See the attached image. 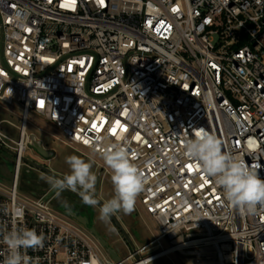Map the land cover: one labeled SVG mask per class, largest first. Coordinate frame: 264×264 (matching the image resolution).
I'll return each mask as SVG.
<instances>
[{
  "label": "built area",
  "instance_id": "obj_1",
  "mask_svg": "<svg viewBox=\"0 0 264 264\" xmlns=\"http://www.w3.org/2000/svg\"><path fill=\"white\" fill-rule=\"evenodd\" d=\"M0 101L22 109L20 125L6 121L17 137L0 123L17 154L12 184L0 181V233L42 232V249L22 250L32 264H148L186 250L207 255L197 264H264V206H232L184 154L203 127L264 179V0H0ZM30 114L100 157L127 150L161 231L138 247L142 261L104 256L85 225L52 208L51 189L20 197ZM164 239L197 244L159 256ZM7 255L0 235V264Z\"/></svg>",
  "mask_w": 264,
  "mask_h": 264
},
{
  "label": "clouds",
  "instance_id": "obj_2",
  "mask_svg": "<svg viewBox=\"0 0 264 264\" xmlns=\"http://www.w3.org/2000/svg\"><path fill=\"white\" fill-rule=\"evenodd\" d=\"M158 63V61H157ZM12 94V89H8ZM100 140V137H97ZM105 165L112 170L111 182L114 196L107 200L99 209L100 219L108 220L119 211L131 213L135 208L136 198L143 191L145 180L137 166L132 163L129 153L124 147L111 145L101 150ZM185 156L197 162L203 173L213 178L222 189L224 199L241 211H256V206H264V179L258 175L259 164L249 165L246 161L222 151L221 141L215 134L203 127L195 132L194 138L188 139L184 145ZM70 173L62 179L49 178L51 190L59 196L65 189L78 191L82 202L95 207L98 203L94 194L97 177L92 172V162H86L77 155L65 158ZM8 248V255L3 264H32V257L23 254L22 250L42 249L45 244L44 234L32 228H13L0 233ZM38 260V258H36ZM81 264H88L82 261ZM92 264H98L93 261Z\"/></svg>",
  "mask_w": 264,
  "mask_h": 264
},
{
  "label": "rangeland",
  "instance_id": "obj_3",
  "mask_svg": "<svg viewBox=\"0 0 264 264\" xmlns=\"http://www.w3.org/2000/svg\"><path fill=\"white\" fill-rule=\"evenodd\" d=\"M21 117L22 109L20 105H9L0 101V120L6 118V121L20 125ZM6 121L1 124L2 129L11 136L17 137L18 130ZM41 128L43 130H40ZM27 132L35 135L36 139L42 144L44 149L50 152V157H45L40 154L35 147L30 146L27 150V156L29 158L47 165L63 177L70 173V168L66 163L65 158L71 155H77L83 158L86 162H92V172L96 175L97 179L101 168L104 167L105 170L101 174L99 184V194L105 201L114 196V187L111 182L112 170L105 165L103 159L99 155L87 148L69 144L56 128H54L43 117L36 114H30ZM14 165L15 157L0 149V181L7 186L12 184ZM49 178L53 177L23 163L20 169L18 183L20 197L38 198L39 195L48 192V190L51 189L47 182ZM74 198L81 199V196L77 192L65 189L59 194V196L55 197L52 208L59 214L69 218L72 222L77 223L79 221L72 216L71 206H81L74 202ZM99 209L100 206L96 205L94 207L95 211L91 215L92 222L88 225V228L91 229L93 226L101 235L105 236L109 234L112 237V242H115V244L121 247L120 257L124 259L129 254V250L126 247L125 242L122 240L119 230L114 227L110 219L106 221L100 219ZM116 214L124 226H126L130 236L138 247L151 242L161 232L159 223L146 212L141 204L140 195L137 196L135 208L131 213L125 214L123 211H119ZM162 243L165 248H168L171 245L166 239L162 240ZM152 252H154L153 248L148 250L146 254ZM189 252H191V250H186L184 253L174 252L168 256L155 259L148 264H197L198 260L207 261V255L198 258L195 254H188ZM207 253L211 254L210 251Z\"/></svg>",
  "mask_w": 264,
  "mask_h": 264
},
{
  "label": "water",
  "instance_id": "obj_4",
  "mask_svg": "<svg viewBox=\"0 0 264 264\" xmlns=\"http://www.w3.org/2000/svg\"><path fill=\"white\" fill-rule=\"evenodd\" d=\"M31 146L35 147L37 149V151L42 154L45 157H50V152L46 151V149H44V147L42 146V144L36 139L35 135H32V142H31ZM0 149L6 151L7 153L11 154L12 156L16 157L17 154L12 151L11 149H9L8 147H6L5 145H3L0 142ZM23 162L28 164L30 167L38 169L48 175H50L53 178H58V179H62L63 176L59 173H57L56 171H54L53 169H51L50 167H48L45 164L39 163L27 156L22 158ZM105 168L102 167L97 179V187H96V191L94 194L95 199H97L98 201V205L101 207L103 205V203H105L106 201L104 199L101 198L100 194H99V184H100V179H101V174L104 172ZM78 193V191H76ZM110 219L113 221L114 225L116 226V228L119 230V232L122 235V240L125 242L126 247L128 248L130 254L128 255V257L130 255H132V258L135 262H140L143 260V256L139 253V248L138 246L135 244V242L133 241L132 237L130 236L128 230L126 229V227L124 226V224L122 223V221L120 220V218L118 217L117 214H114L110 217ZM80 223H82L83 225L87 226L88 223L87 222H82V220H80ZM90 231L93 233L94 237L100 241V244L102 245V247H104L108 253V255L115 261L119 262L122 260L127 259L128 257H125L124 259H122L120 257V255H118V252H121V247H118L117 249H114L113 247H109L108 248V243H106V241H104V239L97 233V231L94 228H91Z\"/></svg>",
  "mask_w": 264,
  "mask_h": 264
},
{
  "label": "flooded vegetation",
  "instance_id": "obj_5",
  "mask_svg": "<svg viewBox=\"0 0 264 264\" xmlns=\"http://www.w3.org/2000/svg\"><path fill=\"white\" fill-rule=\"evenodd\" d=\"M74 202H76V203H78L81 207H78V206H71V210H72V216H74L78 221H79V223H80V220H82V222H87L88 223V225L92 222V217H91V215H92V213L95 211L94 210V207H92V206H88V205H86V204H84L83 202H82V200L81 199H77V198H74ZM97 206H99L98 204H97ZM110 219V218H109ZM110 221H111V223L114 225V223H113V221L110 219ZM82 224V223H81ZM88 225L86 226L87 228H88ZM114 227H116L115 225H114ZM91 228H94L93 226L91 227ZM89 229V231H90V228H88ZM91 232V231H90ZM98 233V232H97ZM120 233V232H119ZM91 234L93 235V233L91 232ZM103 239H104V241H106V243H108V248L110 247H113L114 249H117L119 246L117 245V244H115V242L113 243L112 242V237L109 235V234H107V235H101L100 233H98ZM121 234V233H120ZM94 236V235H93ZM121 237H122V235H121ZM98 241V240H97ZM98 243H99V245L101 246V248L103 249V251L106 253V254H108L107 253V251H106V249L104 248V247H102V245L100 244V241H98ZM129 254H130V252H129ZM128 254V255H129ZM118 255H120V252H118ZM128 255L126 256V257H128Z\"/></svg>",
  "mask_w": 264,
  "mask_h": 264
},
{
  "label": "bare ground",
  "instance_id": "obj_6",
  "mask_svg": "<svg viewBox=\"0 0 264 264\" xmlns=\"http://www.w3.org/2000/svg\"><path fill=\"white\" fill-rule=\"evenodd\" d=\"M197 244L196 242H182L181 240L180 241H177L172 247L170 248H167L165 249L162 254H160L159 256H163V255H167L171 252H174V251H182L183 249H185L184 247H188V246H193ZM189 254H195L196 255V252H190ZM157 256V257H159ZM151 259H149V261H151Z\"/></svg>",
  "mask_w": 264,
  "mask_h": 264
},
{
  "label": "crops",
  "instance_id": "obj_7",
  "mask_svg": "<svg viewBox=\"0 0 264 264\" xmlns=\"http://www.w3.org/2000/svg\"><path fill=\"white\" fill-rule=\"evenodd\" d=\"M7 119L6 118H3V119H1L0 120V122L1 123H3L4 121H6ZM15 124V123H14ZM15 125H17V124H15ZM12 126V125H11ZM16 129V128H15ZM126 227V226H125ZM127 229V228H126ZM102 251H103V249H102ZM104 254V256H106V257H108V255H106V253H103Z\"/></svg>",
  "mask_w": 264,
  "mask_h": 264
},
{
  "label": "snow or ice",
  "instance_id": "obj_8",
  "mask_svg": "<svg viewBox=\"0 0 264 264\" xmlns=\"http://www.w3.org/2000/svg\"><path fill=\"white\" fill-rule=\"evenodd\" d=\"M71 2L74 3V0H71ZM62 6H63V5H62ZM187 167H188L189 169H191V165H187Z\"/></svg>",
  "mask_w": 264,
  "mask_h": 264
}]
</instances>
